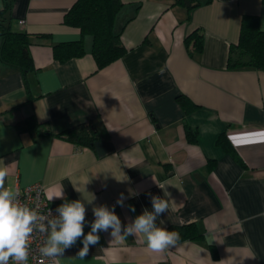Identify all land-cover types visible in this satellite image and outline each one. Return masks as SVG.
Segmentation results:
<instances>
[{"label":"crops","instance_id":"0c3cea01","mask_svg":"<svg viewBox=\"0 0 264 264\" xmlns=\"http://www.w3.org/2000/svg\"><path fill=\"white\" fill-rule=\"evenodd\" d=\"M120 1L113 29L126 51L99 68L92 36L63 21L74 0H11L9 27L29 34L34 68L23 75L0 59L5 186L38 182L47 197L62 191L56 205L80 201L84 235L95 208L114 209L119 234L99 231L84 259V236L77 238L60 264H264V70L227 66L243 15L257 16L264 30V0H195L191 9L175 0ZM194 31L200 52L186 39ZM79 39L82 55L53 56L55 44ZM180 94L195 107L185 112ZM29 119L39 126L21 124ZM81 122L97 130L92 146L58 135ZM153 197L169 201L156 227L192 223L203 236L153 252L142 233L126 235L154 211Z\"/></svg>","mask_w":264,"mask_h":264},{"label":"trees","instance_id":"16d2710c","mask_svg":"<svg viewBox=\"0 0 264 264\" xmlns=\"http://www.w3.org/2000/svg\"><path fill=\"white\" fill-rule=\"evenodd\" d=\"M0 9V59L7 64L20 69L23 75L34 68L32 58L27 53L29 45V34L23 31H13L9 27L11 14V0H2ZM120 0H74L69 10L63 17L64 23L78 27L81 34L92 36V54L97 66L103 67L120 57L126 48L122 44L119 34L113 29L115 14L121 6ZM175 3L186 5L188 9L197 5L195 0H175ZM193 38V46L196 52L202 50L203 37L194 31L186 39ZM53 56L59 61L83 54L82 39L61 42L52 47ZM228 68L253 67L264 70V30L259 27L258 17L245 14L241 18L240 34L236 44L230 46ZM185 112L195 105L184 95L177 97ZM38 127L39 123L34 119L25 120L21 124ZM20 125V123H18ZM42 134L49 135V130ZM196 133L186 129L189 141L196 140ZM70 142L79 146H92L98 137L94 125L90 122H81L58 133ZM225 140V138H224ZM223 138H218L217 143L223 144ZM168 231L179 233V241L198 240L203 235L195 224H184L180 226H169ZM213 257L217 252L213 244H209Z\"/></svg>","mask_w":264,"mask_h":264},{"label":"clouds","instance_id":"9594fccd","mask_svg":"<svg viewBox=\"0 0 264 264\" xmlns=\"http://www.w3.org/2000/svg\"><path fill=\"white\" fill-rule=\"evenodd\" d=\"M7 176V167L0 165V264H9L10 259L14 261V264H28L29 241L33 225L38 217L35 211L16 203L18 194L5 187ZM160 186L163 188V185ZM62 196V191H58L48 199L62 198ZM123 199V193H121L117 200L121 206ZM152 206L154 211H145L138 216L134 225L126 230V235H131L133 232L142 233L148 249L153 252H163L175 247L180 237L176 231H168L155 225L157 215L169 209V201L153 197ZM132 210L135 209L132 208ZM57 211L60 214L59 219L50 222V235L40 249L42 257L52 258L54 264H60L59 257L63 256L65 249L71 247L81 236H84L83 248L79 251L78 257L84 259L89 253V246L99 243L97 235L99 231H106L111 226L112 236L116 237L119 234L120 220L114 209L110 211L106 206L93 210L95 220L87 235H84L86 209L83 203L80 201L64 203ZM40 230L46 231L43 224L40 225Z\"/></svg>","mask_w":264,"mask_h":264},{"label":"built area","instance_id":"2783aa9c","mask_svg":"<svg viewBox=\"0 0 264 264\" xmlns=\"http://www.w3.org/2000/svg\"><path fill=\"white\" fill-rule=\"evenodd\" d=\"M6 188L8 189V187ZM14 193L18 194L16 203L27 206L29 209L35 211L38 217L33 225V232L29 241L28 262L31 264L47 262L51 258L42 257L40 249L51 231L50 222L59 219L60 214L57 209L60 206L48 199L44 187L38 182L23 187H16ZM41 224L44 225L46 231L42 232L40 230ZM10 262L11 259L9 260V263Z\"/></svg>","mask_w":264,"mask_h":264}]
</instances>
